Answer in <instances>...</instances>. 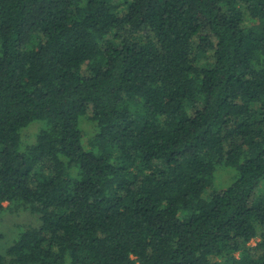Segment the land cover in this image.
I'll use <instances>...</instances> for the list:
<instances>
[{
  "label": "trees",
  "instance_id": "obj_1",
  "mask_svg": "<svg viewBox=\"0 0 264 264\" xmlns=\"http://www.w3.org/2000/svg\"><path fill=\"white\" fill-rule=\"evenodd\" d=\"M7 209L0 264H264V0H0Z\"/></svg>",
  "mask_w": 264,
  "mask_h": 264
},
{
  "label": "rangeland",
  "instance_id": "obj_2",
  "mask_svg": "<svg viewBox=\"0 0 264 264\" xmlns=\"http://www.w3.org/2000/svg\"><path fill=\"white\" fill-rule=\"evenodd\" d=\"M35 124V123H34ZM33 125V124H32ZM30 125L29 127H31ZM28 127V128H29ZM27 128V129H28ZM87 136L90 135L92 130L90 129V126L85 125ZM26 131L23 130L22 133ZM34 132L33 127L29 128L26 131V134L31 135ZM25 138H28L25 136ZM232 171L225 169L223 166H220L217 169V172L215 174V181L211 189L207 190L204 194V196L209 195L212 190H216L219 187H227L229 183L232 182ZM6 206V204H4ZM38 225V219L36 216L30 214L27 211L23 210H5L2 214H0V251H2L3 246L8 245L12 239L14 238V235L17 231L20 229H27L29 227H34ZM257 240L254 239L250 241V243L247 245L249 252L252 251V249L256 246Z\"/></svg>",
  "mask_w": 264,
  "mask_h": 264
}]
</instances>
